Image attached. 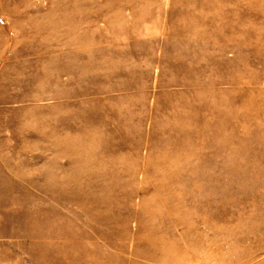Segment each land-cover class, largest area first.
Here are the masks:
<instances>
[{
	"label": "rangeland",
	"instance_id": "1",
	"mask_svg": "<svg viewBox=\"0 0 264 264\" xmlns=\"http://www.w3.org/2000/svg\"><path fill=\"white\" fill-rule=\"evenodd\" d=\"M0 264H264V0H0Z\"/></svg>",
	"mask_w": 264,
	"mask_h": 264
}]
</instances>
